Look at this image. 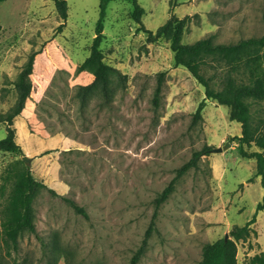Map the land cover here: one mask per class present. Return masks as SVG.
<instances>
[{"label": "rangeland", "instance_id": "obj_1", "mask_svg": "<svg viewBox=\"0 0 264 264\" xmlns=\"http://www.w3.org/2000/svg\"><path fill=\"white\" fill-rule=\"evenodd\" d=\"M67 2L69 18L62 33L54 1L5 0L0 5V140L7 135L5 116L18 100L19 74L29 57L39 53L30 77L33 92L14 120L21 152L0 151V187L10 169L26 166L57 194L41 190L34 203L37 235L24 232L7 259L51 264L57 236L63 254L59 264H131L157 197L178 168L205 146L211 147L209 153L182 174L162 201L138 264H199L206 243L227 234L231 238L232 231L254 218L249 238L236 244L235 258L244 264L264 253V211H256L264 188L253 178L254 160H246L243 169L233 161L239 154L230 147L242 127L230 120L229 108L208 100L202 119L194 122L205 89L187 69L174 65L168 40L149 42L139 31L130 17L133 6L126 1L110 3L100 47L103 63L119 75L112 76L108 97L97 87L82 102L79 87L94 83L100 72L92 51L100 0ZM138 3L145 11L142 23L153 33L172 15L191 16L183 32L186 44L208 36L217 44H234L264 34V0ZM215 148L229 149L227 177L220 164L215 168L205 162ZM249 183L253 185L245 190ZM6 198L0 196V249L5 256ZM64 198L83 207L88 218Z\"/></svg>", "mask_w": 264, "mask_h": 264}, {"label": "trees", "instance_id": "obj_2", "mask_svg": "<svg viewBox=\"0 0 264 264\" xmlns=\"http://www.w3.org/2000/svg\"><path fill=\"white\" fill-rule=\"evenodd\" d=\"M5 0H0V5ZM54 1L56 10L62 20L58 31L62 33L69 18L67 0ZM114 1H126L132 4L133 11L130 17L139 25V31L147 35L149 42H155L164 38L170 42V48L174 53L176 66L187 69L198 83L205 89V99L199 104L195 114L194 122L202 119V112L206 101H216L218 104L229 108V118L233 122L241 124V136L237 140V152L243 159L254 160L256 164L255 177L261 178V185L264 188V34L261 37L242 39L234 44H217L213 36L202 38L194 43H183V35L191 16L179 18L172 15L169 20L160 26L156 32L147 29L142 23L145 14L144 9L139 5L138 0H100V18L96 26V36L93 41L92 51L97 53L96 61L99 64L100 72L94 83L88 86H81L78 89V96L86 103L87 99L98 87L102 96L108 97L112 90L109 88L112 76H118L119 72L103 63L100 47L105 40L104 29L107 10L110 3ZM29 57L25 67L19 74L16 82L18 89V100L16 105L5 116L7 124L6 137L0 140V151L17 153L21 147L16 141L14 120L25 108L27 100L33 92V83L30 77L33 74L36 55ZM161 81L156 90L154 100L156 103L161 91ZM258 109L254 110V106ZM211 147L205 146L202 150L194 152L190 161L180 169L169 185L156 199L155 210L152 221L146 231L145 239L139 251L133 256L131 264H138L140 257L148 246L149 239L156 229V218L162 201L169 196L172 186L179 182L182 174L194 165L202 156L209 153ZM4 183L0 187V196H7L3 206L4 220L2 223L3 241L6 245V256L1 253L0 264H23L16 259L8 260L11 257L10 249L17 251L19 238L24 232L37 235L35 222L34 203L41 190L48 189L56 194L53 189L43 182L37 180L28 167L14 166L3 177ZM250 179L249 182H252ZM77 214L88 218L86 210L79 206L74 200L64 198ZM256 211H264V195L262 201L257 204ZM255 223V218L243 227H238L230 233L228 240L221 238L213 243H206L203 247L202 260L199 264H237L236 244L241 239L250 236V225ZM61 247L56 236L52 251L53 262L59 264L62 259ZM61 257V258H60ZM65 264L67 261H65ZM244 264H264V253L256 254L244 262Z\"/></svg>", "mask_w": 264, "mask_h": 264}, {"label": "crops", "instance_id": "obj_3", "mask_svg": "<svg viewBox=\"0 0 264 264\" xmlns=\"http://www.w3.org/2000/svg\"><path fill=\"white\" fill-rule=\"evenodd\" d=\"M29 101H30V100H29ZM29 101H28V102H29ZM236 142H237V140H236ZM236 147H237V143L233 144L232 147H230V150L237 151V150H236ZM228 151H229V149H228V150L223 149V152L212 154V155H210V156L206 159V161H205V162L207 163V165L210 166V167H211L212 165L215 164V168H216V166H219V164H220L222 170H225L226 177H227V174L231 171V169L229 168L230 164L228 163V161H227L226 158H225V155H226V153H227ZM246 160H249V159H243V158H241L240 156H238V157L235 158L233 161H234V163H237L238 168L243 169V168L246 167V166H245L246 164H244V163L246 162ZM189 171H190V168L188 169V171H185L184 174H185V173H188ZM254 174H255V173H254ZM253 178H255V180H256L257 182H258L259 180H261L260 177H253ZM243 183H246V182H243ZM243 183H242L241 185H243ZM246 184H247V183H246ZM249 184H250V185L247 186V187L245 188V190H246V189L249 190L250 186L253 185V183H249ZM223 223H224V226L227 225V224H228V226H229L228 221H227V222L224 221ZM226 223H227V224H226ZM224 226H222V227H224ZM228 226H225V227L228 228ZM225 227H224V228H225ZM60 264H64V263H60Z\"/></svg>", "mask_w": 264, "mask_h": 264}, {"label": "water", "instance_id": "obj_4", "mask_svg": "<svg viewBox=\"0 0 264 264\" xmlns=\"http://www.w3.org/2000/svg\"><path fill=\"white\" fill-rule=\"evenodd\" d=\"M231 146V144L230 143H227L226 145H225V148H229ZM211 152H214V153H221V152H223V148H215V149H213ZM23 159V161L26 163V164H30V159H28V157H24V158H22ZM228 237H229V235L227 234L226 236H225V239L226 240H228Z\"/></svg>", "mask_w": 264, "mask_h": 264}]
</instances>
